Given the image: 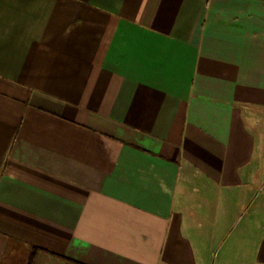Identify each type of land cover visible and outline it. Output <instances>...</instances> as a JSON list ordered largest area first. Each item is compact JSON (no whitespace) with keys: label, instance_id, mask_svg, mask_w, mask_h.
<instances>
[{"label":"crops","instance_id":"1","mask_svg":"<svg viewBox=\"0 0 264 264\" xmlns=\"http://www.w3.org/2000/svg\"><path fill=\"white\" fill-rule=\"evenodd\" d=\"M264 264V0H0V264Z\"/></svg>","mask_w":264,"mask_h":264},{"label":"trees","instance_id":"2","mask_svg":"<svg viewBox=\"0 0 264 264\" xmlns=\"http://www.w3.org/2000/svg\"><path fill=\"white\" fill-rule=\"evenodd\" d=\"M33 260H34V257L32 256V258L29 261V264H33Z\"/></svg>","mask_w":264,"mask_h":264}]
</instances>
